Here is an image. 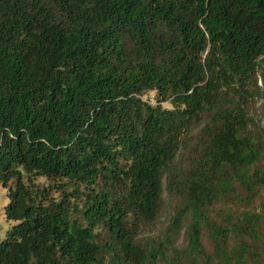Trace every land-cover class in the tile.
Returning a JSON list of instances; mask_svg holds the SVG:
<instances>
[{"label":"trees","instance_id":"1","mask_svg":"<svg viewBox=\"0 0 264 264\" xmlns=\"http://www.w3.org/2000/svg\"><path fill=\"white\" fill-rule=\"evenodd\" d=\"M258 74L264 0H0V264H158L164 187L176 264H264Z\"/></svg>","mask_w":264,"mask_h":264},{"label":"rangeland","instance_id":"2","mask_svg":"<svg viewBox=\"0 0 264 264\" xmlns=\"http://www.w3.org/2000/svg\"><path fill=\"white\" fill-rule=\"evenodd\" d=\"M257 81L260 83L261 87H264V84L261 80L260 75H257ZM150 95L153 98V101L155 102L154 94L153 92L146 93V96ZM168 102L166 100L162 101L163 105H168ZM248 110L250 113L253 114L257 119H259L261 127L264 128V93L260 96H254L250 99L248 103ZM199 122H196L193 125V129L191 132V138L190 140H195V133L198 132L199 129ZM187 140V138H186ZM188 148V147H187ZM186 148H181V152L185 153ZM180 152V153H181ZM183 155L178 154V159L182 160ZM181 162V161H178ZM35 182L39 185L47 184V179L44 177H37L35 179ZM167 179L163 178V184L166 185ZM9 184H12L10 181ZM8 184V185H9ZM8 186H3L0 183V237L2 238L5 235L6 229L10 226V224L13 222L11 219H8L5 211L4 206L8 202V195H7ZM52 194L55 196L59 195V191H52ZM180 200L179 197L173 195L172 193L168 192L167 189L164 187L163 191V203L161 206V209L159 211V214L157 215L156 219L150 223L142 224L139 226L137 237L140 238L141 241H148L149 243L160 245V247H166V258L164 260H160L158 264H176V259L174 258V252L171 249V247L180 248L183 245L186 244V236H185V230L187 227V223L189 222V218L186 217L183 220V225L180 228L179 232L176 233L172 239L167 240V233H168V227L170 225L172 216L175 212V207L179 204ZM204 242L207 248L210 247L209 240L206 239V236H204ZM198 264H202L201 261H199Z\"/></svg>","mask_w":264,"mask_h":264},{"label":"built area","instance_id":"3","mask_svg":"<svg viewBox=\"0 0 264 264\" xmlns=\"http://www.w3.org/2000/svg\"><path fill=\"white\" fill-rule=\"evenodd\" d=\"M150 101L152 102L153 100L150 98Z\"/></svg>","mask_w":264,"mask_h":264}]
</instances>
